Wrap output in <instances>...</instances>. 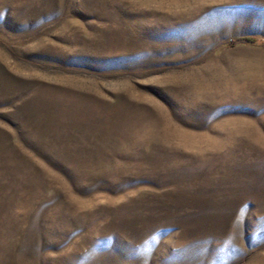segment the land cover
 <instances>
[{
	"label": "rangeland",
	"instance_id": "obj_1",
	"mask_svg": "<svg viewBox=\"0 0 264 264\" xmlns=\"http://www.w3.org/2000/svg\"><path fill=\"white\" fill-rule=\"evenodd\" d=\"M0 264H264V0H0Z\"/></svg>",
	"mask_w": 264,
	"mask_h": 264
},
{
	"label": "trees",
	"instance_id": "obj_2",
	"mask_svg": "<svg viewBox=\"0 0 264 264\" xmlns=\"http://www.w3.org/2000/svg\"><path fill=\"white\" fill-rule=\"evenodd\" d=\"M240 39H242L245 42H250V43L255 42L257 40L256 37L251 36V35H244V36L240 37Z\"/></svg>",
	"mask_w": 264,
	"mask_h": 264
},
{
	"label": "snow or ice",
	"instance_id": "obj_3",
	"mask_svg": "<svg viewBox=\"0 0 264 264\" xmlns=\"http://www.w3.org/2000/svg\"><path fill=\"white\" fill-rule=\"evenodd\" d=\"M243 211V210H242Z\"/></svg>",
	"mask_w": 264,
	"mask_h": 264
}]
</instances>
